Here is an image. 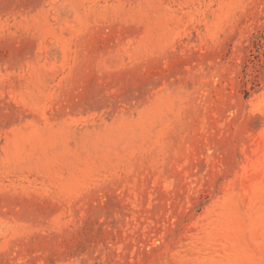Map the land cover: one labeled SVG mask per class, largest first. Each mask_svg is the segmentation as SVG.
Listing matches in <instances>:
<instances>
[{"label": "rangeland", "instance_id": "1", "mask_svg": "<svg viewBox=\"0 0 264 264\" xmlns=\"http://www.w3.org/2000/svg\"><path fill=\"white\" fill-rule=\"evenodd\" d=\"M0 264H264V0H0Z\"/></svg>", "mask_w": 264, "mask_h": 264}]
</instances>
